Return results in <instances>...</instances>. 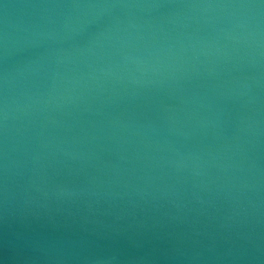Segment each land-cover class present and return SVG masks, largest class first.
Instances as JSON below:
<instances>
[{
	"label": "water",
	"instance_id": "1",
	"mask_svg": "<svg viewBox=\"0 0 264 264\" xmlns=\"http://www.w3.org/2000/svg\"><path fill=\"white\" fill-rule=\"evenodd\" d=\"M0 264H264V0H0Z\"/></svg>",
	"mask_w": 264,
	"mask_h": 264
}]
</instances>
